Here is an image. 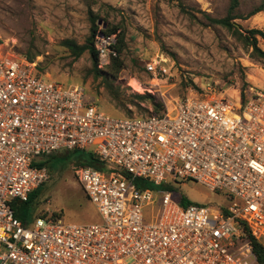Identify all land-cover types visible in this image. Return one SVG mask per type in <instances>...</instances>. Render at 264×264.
Returning a JSON list of instances; mask_svg holds the SVG:
<instances>
[{
  "label": "built area",
  "instance_id": "2783aa9c",
  "mask_svg": "<svg viewBox=\"0 0 264 264\" xmlns=\"http://www.w3.org/2000/svg\"><path fill=\"white\" fill-rule=\"evenodd\" d=\"M115 41L95 34L98 68L116 55ZM144 66L154 77L165 72L157 58ZM246 92L242 100L185 95L160 114L124 117L87 101L82 85L0 54V264H258L243 236L264 254V90ZM93 143L112 170L83 165L77 178L101 223L14 215L12 203L47 179L34 165L41 154ZM176 180L227 203L182 206L170 190L143 185Z\"/></svg>",
  "mask_w": 264,
  "mask_h": 264
},
{
  "label": "rangeland",
  "instance_id": "374dc122",
  "mask_svg": "<svg viewBox=\"0 0 264 264\" xmlns=\"http://www.w3.org/2000/svg\"><path fill=\"white\" fill-rule=\"evenodd\" d=\"M229 1L0 0V54L18 59L28 54L42 77L65 86L80 84L87 101L106 112L125 115L110 101L101 77L93 75L87 51L73 59L60 44L65 38L83 43L93 16L99 27L115 26V37L123 36L122 68L111 81L124 97L149 92L167 106L185 95L242 100L248 88L264 90V65L250 57V48L226 28L209 23L208 17L225 15ZM261 2L263 9L248 15ZM234 13L239 17L231 23L242 34L251 28L264 32V0H237ZM256 42L264 51V38L256 36ZM152 58L160 59L165 68L155 77L144 66ZM138 103L139 107L126 103L130 115L149 111L148 102ZM93 148L94 143L83 149H59L35 160L43 162L48 176L38 187L35 205L20 206L29 222L41 213H57L67 223L102 222L77 178L81 166L77 158ZM149 188L155 194L168 189L172 198L182 195L189 203L210 207L227 203L220 193L191 180H176L167 188L150 184Z\"/></svg>",
  "mask_w": 264,
  "mask_h": 264
},
{
  "label": "trees",
  "instance_id": "16d2710c",
  "mask_svg": "<svg viewBox=\"0 0 264 264\" xmlns=\"http://www.w3.org/2000/svg\"><path fill=\"white\" fill-rule=\"evenodd\" d=\"M237 6V0H230L229 5L227 7L226 13L224 16L219 18H210L208 17V21L211 24H218L224 28H226L233 36H235L238 40L242 41L245 44V47H249V56L260 61L264 65V51L258 47L256 42V36H259L261 38H264V32L258 29H247L246 35L242 34L237 27H235L231 20L235 17H239V15H236L234 13V10ZM263 9V2H261L259 5L254 6L249 12L248 15L253 14L259 10ZM90 12V10L88 9ZM116 31L115 26H105V27H99V25L96 22V18L92 16L90 18V26L88 30V35L85 37L84 42L77 44L72 39H62L60 41V44L67 49L68 54L73 58H77L81 55L83 51H87L90 62H91V71L93 72L94 76H100L101 79L104 81V85L106 87V91L108 94V97L110 101L114 104L115 107H119L125 111V115H119L124 117H130L132 115L129 114V109L126 107V103H132L135 106L139 107L140 101H146L148 102L150 109L143 115H150V114H160L163 111V104L160 100H158L153 94L149 92H143V93H134L129 98L124 97V95L118 90V87L112 85V79L116 76L117 72L122 68V61L119 58V54L123 48V36L120 33H117L116 35V41L112 48L114 49L116 55L114 57H111L110 62L108 65H106V69L103 70L101 68H98L96 66L97 64V54L94 47V36L97 33H101L104 35L114 33ZM27 57V60L31 59V56L28 54H25ZM135 102V103H134ZM109 113V112H108ZM112 114V113H110ZM116 115V114H113ZM138 115V114H137ZM77 164L78 165H87L91 166L94 169L106 173L109 172V170H112V168H108L103 160L99 159L97 156H95L93 153L89 151H83L82 155H80L78 158ZM36 166H43V162L39 161L34 163ZM40 185V184H39ZM39 185H37L34 189H32L28 195L25 201L17 202L14 201L12 203V210L14 212V215L23 220L28 221V214H23L20 211V206L24 204H29L30 206L35 205V197L37 195V190ZM144 186L149 187V183H143ZM179 205H186L189 203L186 197L180 195L176 198H174ZM41 213L40 215H42ZM54 217H59L57 213L51 214ZM243 239L249 244L251 252L255 256V259L258 264H264V254L261 250L260 243L255 240L252 236L245 234L243 236Z\"/></svg>",
  "mask_w": 264,
  "mask_h": 264
}]
</instances>
